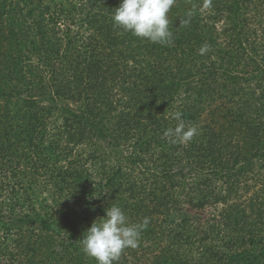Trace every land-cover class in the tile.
I'll return each instance as SVG.
<instances>
[{"label": "trees", "instance_id": "1", "mask_svg": "<svg viewBox=\"0 0 264 264\" xmlns=\"http://www.w3.org/2000/svg\"><path fill=\"white\" fill-rule=\"evenodd\" d=\"M120 3L0 0V264H96L80 239L112 205L149 218L116 264H264V201L230 203L264 165V50L249 18L264 25V0H176L167 45L115 27ZM176 112L197 129L188 142L163 135ZM181 163L197 177L188 203L226 204V229L158 218L188 188Z\"/></svg>", "mask_w": 264, "mask_h": 264}, {"label": "clouds", "instance_id": "2", "mask_svg": "<svg viewBox=\"0 0 264 264\" xmlns=\"http://www.w3.org/2000/svg\"><path fill=\"white\" fill-rule=\"evenodd\" d=\"M175 2L176 0H121L112 16L114 26L138 38L167 45L174 39L168 14ZM173 119L178 123L175 127L166 129L164 137L171 138L174 143L190 141L197 129L186 126L180 112L174 113ZM148 225V217L139 223H129L124 210L118 205H112L106 208V214L96 219L80 239L83 251L94 258L96 264H116L126 249L138 247L142 231Z\"/></svg>", "mask_w": 264, "mask_h": 264}, {"label": "rangeland", "instance_id": "3", "mask_svg": "<svg viewBox=\"0 0 264 264\" xmlns=\"http://www.w3.org/2000/svg\"><path fill=\"white\" fill-rule=\"evenodd\" d=\"M253 12V11H252ZM250 12L249 18L252 19L253 23H251L250 27L256 30V34L253 40H256L261 43V49L264 50V25L262 24L261 19L256 16L254 13ZM78 24V25H75ZM69 23H62V26H68ZM72 28H75L77 30H80L81 33L85 34L87 27L84 23H81L79 20H77V23H72L71 25ZM217 31H219L222 35L224 31H222L223 28V20L219 23L216 24ZM206 51H209L206 49ZM253 88L256 86L255 82H252L250 84ZM246 88V85H244ZM120 93L116 95V97H119ZM214 97L216 98L215 102L216 103H221L222 99L220 97V94H215ZM213 107V102L212 98L210 99V102L205 105L206 111L203 112L202 118H207L208 117V110ZM108 138V137H107ZM105 138H98L96 137L93 139L92 142H96V148H100L101 146L107 148L108 144V139ZM86 147L87 150L91 149L94 147L93 144L84 146ZM89 148V149H88ZM235 151V150H234ZM118 154H113L111 158L113 157V161L117 159ZM120 156V154H119ZM264 161H260V163H263ZM178 165H182L183 167V173L186 174L187 176V182L188 185L185 189V191H180L179 192V199L177 203L172 204V208L170 215H159L158 218L165 219L167 216L176 218L175 221H178L179 223H183L182 216H187L189 218V224H192L194 228H197L199 231H202L207 227V224L210 223H216V225L223 227L222 229H226V226H224L223 223L226 222V204L224 203H211V199H208L209 203H207L204 206H198L195 207L193 204L188 203L187 197L189 195V188L194 184L196 181L197 177L195 173H192L191 167L190 166H185V163H181ZM262 165V164H261ZM245 175L244 178H242L241 183L237 186V190L232 192V197L230 198V203L232 204H241L246 207H248L251 210L252 203L255 205L260 204V202L264 201V165L260 166V164H257L256 167L250 171H248ZM225 190L227 187H223ZM208 190H205V193L209 195L207 192ZM98 219V218H96ZM95 219V220H96ZM93 220V222L95 221ZM204 227V228H203ZM62 237V236H60ZM246 240L247 244V239ZM191 254L193 256H196V249L193 248L191 250ZM16 264H26L27 259L26 257L23 256H18L15 258Z\"/></svg>", "mask_w": 264, "mask_h": 264}]
</instances>
